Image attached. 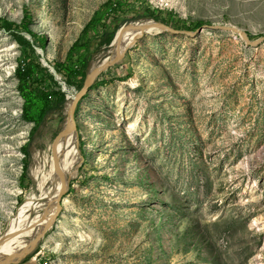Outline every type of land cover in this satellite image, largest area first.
Returning <instances> with one entry per match:
<instances>
[{"label": "rangeland", "instance_id": "374dc122", "mask_svg": "<svg viewBox=\"0 0 264 264\" xmlns=\"http://www.w3.org/2000/svg\"><path fill=\"white\" fill-rule=\"evenodd\" d=\"M107 1L0 0V243L39 197L33 154L43 160L44 142L61 137L81 92L54 65ZM137 1L173 24L205 25L144 33L96 78L75 109L77 178L51 228L12 264H264V0ZM24 8L45 40L34 47L40 62L67 98L34 135L22 118L20 47L2 27L19 24ZM135 16L108 22L110 32L155 21ZM95 37L87 77L113 47ZM42 213L29 211L22 228Z\"/></svg>", "mask_w": 264, "mask_h": 264}, {"label": "trees", "instance_id": "16d2710c", "mask_svg": "<svg viewBox=\"0 0 264 264\" xmlns=\"http://www.w3.org/2000/svg\"><path fill=\"white\" fill-rule=\"evenodd\" d=\"M138 1H133L130 4L129 0H108L104 3L93 15L92 19L83 29L79 39L69 49L67 57L64 62L54 65L56 71L64 75L66 82L69 85L76 86L79 91L82 90L85 78L88 74L89 65L92 59L91 43L89 35L93 33L96 37L104 38L106 44L110 45L120 25L116 30L110 32V24H117L121 17L137 13L138 19H153L162 22L167 26H171L176 30H197L205 25L204 22H198L194 27L180 26L173 24L161 17V12L152 9L150 5L145 3V7L137 10ZM144 5V3L142 4ZM127 21H130L129 18ZM33 23V15L28 8L23 10V18L18 24L7 20L2 21V27L13 35L18 43L21 51V60L16 69V78L18 79V91L23 100L22 118L28 123L34 125L32 134L44 126L46 120L56 112L62 111L67 102L66 94L62 92L58 82L53 78L54 76L43 67L40 62V57L36 53L35 46L45 49V40L39 35L35 34L30 26ZM102 29L103 33L98 36V29ZM22 33H27L32 37V43L25 39ZM38 45V46H37ZM95 85V84H94ZM94 85L91 87L93 88ZM58 87L57 91H53V87ZM27 151V150H26ZM26 157L28 155L24 153ZM29 164L23 166L22 182H24L28 175ZM22 262L21 264H23Z\"/></svg>", "mask_w": 264, "mask_h": 264}, {"label": "bare ground", "instance_id": "6f19581e", "mask_svg": "<svg viewBox=\"0 0 264 264\" xmlns=\"http://www.w3.org/2000/svg\"><path fill=\"white\" fill-rule=\"evenodd\" d=\"M156 31L150 30L145 34H153ZM140 37L142 36L139 31L128 29L123 37L114 43L110 55L100 62H94L91 70L98 69L101 63L115 56L116 52L117 54H123ZM74 98V96L70 97L66 105V113L68 115L64 126V131L66 132L72 127L70 111L73 108ZM44 145L46 152L43 155V160L39 152H35L32 157L33 162H35L33 170L38 181L39 197L38 199L28 200L21 206L17 222L0 243V264L4 262H20L25 254L31 250L32 242L51 228L53 216L58 207L59 196L66 193L70 181L77 178V168L80 161L79 133L76 131L70 132L59 139H55V141L48 139L44 142ZM47 166L49 170L44 172L43 169ZM36 200L40 201V203L36 204ZM37 208L41 209L43 213L28 222L25 228H22V220L27 218L29 211Z\"/></svg>", "mask_w": 264, "mask_h": 264}, {"label": "water", "instance_id": "95a60500", "mask_svg": "<svg viewBox=\"0 0 264 264\" xmlns=\"http://www.w3.org/2000/svg\"><path fill=\"white\" fill-rule=\"evenodd\" d=\"M128 29H132V30H136L139 31L141 33V36L144 35V33H146L147 31L150 30H160V31H170L172 33H183V32H178L176 30L171 29L170 27L161 24V23H157L155 21H148L146 23H141V24H137V25H129L128 27H124L122 29L119 30V32L116 34L115 39L113 40L111 45H114V43L116 41H118L119 39H121L124 35V33L128 30ZM203 28H200L198 30V32H201ZM221 30H226V31H232V32H236L241 34V36L248 41L247 35L244 32H241L240 30L236 29V28H229V27H223L220 28ZM186 34H189L188 32H185ZM257 43V42H256ZM125 52H123L124 54ZM123 54H115V56H112L110 58H108L106 61H104L103 63H101L99 65L98 69H94L91 70L90 74L88 75V77L86 78L85 84L83 89L81 90V92L75 96L74 100H73V108L70 111V120L72 123V127L68 130V132L64 131L59 135V136H64L65 134H69L70 132H75L76 131V123H75V109L76 106L78 104V102L81 100V98H83L84 95H86V93L91 89L92 85L94 84V81L96 80V78H98V76L107 71L108 69L112 68L113 66H115L116 64H118L123 56ZM60 138V137H59ZM58 138V139H59ZM62 199V194L59 196L58 202H57V206H60V202ZM57 216V212L54 214V219ZM53 219V221H54ZM44 234H41L40 236H43ZM39 236V237H40ZM39 238L35 239L32 244L31 247H33L34 245H36V243L38 242ZM2 264H12L9 262H4Z\"/></svg>", "mask_w": 264, "mask_h": 264}]
</instances>
